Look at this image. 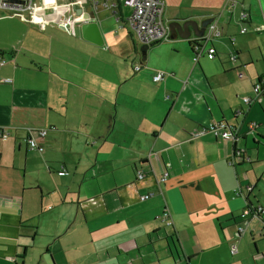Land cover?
Listing matches in <instances>:
<instances>
[{"label": "crops", "instance_id": "0c3cea01", "mask_svg": "<svg viewBox=\"0 0 264 264\" xmlns=\"http://www.w3.org/2000/svg\"><path fill=\"white\" fill-rule=\"evenodd\" d=\"M58 2L41 24L0 17V264H264V213L242 216L264 205V0H165L169 38L149 53L129 7ZM92 3L86 23L64 16ZM210 17L216 55L194 61L199 37L174 23ZM212 122L240 138L194 135ZM28 128L48 130L44 151Z\"/></svg>", "mask_w": 264, "mask_h": 264}, {"label": "built area", "instance_id": "2783aa9c", "mask_svg": "<svg viewBox=\"0 0 264 264\" xmlns=\"http://www.w3.org/2000/svg\"><path fill=\"white\" fill-rule=\"evenodd\" d=\"M99 1V0H91ZM104 5H108L110 2L114 6H127L130 8V14L125 17L130 21L131 25L135 29L138 40L142 45H152L160 42L164 39L169 38V30L167 25L164 23L163 14L165 10V0H102ZM59 2L57 0H52L50 2L43 0H0V17L6 15H15L22 19L23 21L30 22L33 24H41L42 21L39 19L38 15L41 11L45 9H51L53 11L59 10ZM118 13V11H116ZM248 12L242 11L240 15V20L242 22L246 21L248 18ZM122 14L117 16V20H120ZM241 32H247V27L243 26ZM221 35V28L218 25V21L213 17V20L209 23L208 28L204 36L202 37L203 43H199L198 40L193 42L194 47V61H197L200 56L206 54L210 59L214 58L216 55V48L214 45H208L210 41ZM7 62L6 58L0 54V66ZM140 64L136 65V70L140 69ZM165 77L164 71H158L154 76L153 80L158 82ZM253 91L255 94L259 95L264 91V76L255 83L253 86ZM245 102H250V98L245 97ZM256 123L250 124V128L255 127ZM27 135L25 136V141L28 147L32 150H37L39 152L44 151L43 140L47 134L46 128H28L26 129ZM206 131H212L216 136H220L225 140H235L238 132L235 128L231 127L225 122H212L203 125L199 131L194 133V135H199ZM35 134L36 136H33ZM9 136V131L0 127V138H7ZM167 167H170V162L167 161ZM231 166L236 167L237 159L231 158L229 160ZM64 170L60 171L63 174ZM169 173L164 172L162 175V180L167 179ZM137 176L139 179H143L145 176L144 172H138ZM252 184H247L245 186L246 190H252ZM242 185H240L236 193H241ZM153 193H147L140 197V199L145 200L151 197ZM264 213V205L258 204L256 206L246 207L243 212V217H261ZM160 218L166 224H171V217L168 211L162 212ZM243 226L238 227L239 232L244 231ZM262 233L264 234V221L262 226ZM231 253L235 254L238 252V245L236 242L230 244Z\"/></svg>", "mask_w": 264, "mask_h": 264}, {"label": "water", "instance_id": "95a60500", "mask_svg": "<svg viewBox=\"0 0 264 264\" xmlns=\"http://www.w3.org/2000/svg\"><path fill=\"white\" fill-rule=\"evenodd\" d=\"M93 9H94V3L87 6H84L82 4L80 6L72 5L70 9L65 11L64 16H68L70 14V21L86 23L87 21H90L94 17ZM212 20L213 18L210 17L203 20L201 24H198L197 22L192 20H187L182 24L177 22H175L174 24L175 26H177L178 29L182 31L180 35L183 38L189 37V35L191 34L190 27H193L195 35L199 37L198 42L202 44L203 39L201 37L205 34L206 28ZM170 30L171 32H174L175 29L174 27H170ZM150 46L151 45H143L141 46V50H143V48H149ZM143 58L146 59V56H144Z\"/></svg>", "mask_w": 264, "mask_h": 264}, {"label": "bare ground", "instance_id": "6f19581e", "mask_svg": "<svg viewBox=\"0 0 264 264\" xmlns=\"http://www.w3.org/2000/svg\"><path fill=\"white\" fill-rule=\"evenodd\" d=\"M194 133H196V131ZM239 138H240V135L238 133L236 139L233 140V143H236ZM234 151L236 152L235 154H236V159H237V164H238L240 158H242V152H243V150H242V148H236ZM237 164H236V166H237Z\"/></svg>", "mask_w": 264, "mask_h": 264}, {"label": "rangeland", "instance_id": "374dc122", "mask_svg": "<svg viewBox=\"0 0 264 264\" xmlns=\"http://www.w3.org/2000/svg\"><path fill=\"white\" fill-rule=\"evenodd\" d=\"M52 1V0H51ZM57 1H67V0H57ZM210 1V0H209ZM82 2H84V1H82ZM108 6H109V8H111L112 6L110 5V4H108ZM121 9H123V11H124V9H127V10H129L127 7H125V6H121ZM114 10H116V8H114ZM165 11V10H164ZM116 12V11H115ZM118 15V13H114V16H117ZM137 45H138V47H140L141 46V43L139 42V43H137ZM155 47H153L152 45L149 47V49L150 50H148V53L150 52V51H152V50H155L154 49ZM204 55V54H203ZM147 57H149V56H147ZM147 57H146V59H147ZM263 131H264V129H263Z\"/></svg>", "mask_w": 264, "mask_h": 264}, {"label": "trees", "instance_id": "16d2710c", "mask_svg": "<svg viewBox=\"0 0 264 264\" xmlns=\"http://www.w3.org/2000/svg\"><path fill=\"white\" fill-rule=\"evenodd\" d=\"M262 236H264V234L262 233Z\"/></svg>", "mask_w": 264, "mask_h": 264}]
</instances>
